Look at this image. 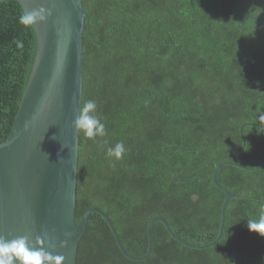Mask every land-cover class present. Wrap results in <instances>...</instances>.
Segmentation results:
<instances>
[{
	"label": "trees",
	"instance_id": "trees-1",
	"mask_svg": "<svg viewBox=\"0 0 264 264\" xmlns=\"http://www.w3.org/2000/svg\"><path fill=\"white\" fill-rule=\"evenodd\" d=\"M82 104L95 100L106 135L79 132L76 223L90 208L112 220L126 251L148 250V225L167 220L194 245L153 226V252L131 261L92 213L76 264H264V0H82ZM17 0L0 3V143L12 130L34 65L37 36ZM22 44L21 46H18ZM257 124L259 126H255ZM243 133L245 146L240 128ZM122 142L120 159L107 151ZM240 153V156H239ZM231 163V164H229Z\"/></svg>",
	"mask_w": 264,
	"mask_h": 264
},
{
	"label": "water",
	"instance_id": "water-1",
	"mask_svg": "<svg viewBox=\"0 0 264 264\" xmlns=\"http://www.w3.org/2000/svg\"><path fill=\"white\" fill-rule=\"evenodd\" d=\"M17 1L23 11L44 7L47 18L33 27L37 36L34 65L10 135L0 143V238L11 241L26 237L30 248L63 256L62 264H76L88 218L98 213L107 222L121 253L131 261H144L151 256L152 230L157 222L187 248L203 250L215 246L224 234L226 213L233 198L218 182L223 163L218 164L213 175L225 200L219 233L211 243L186 242L174 233L166 219L156 217L148 225L147 253L135 257L126 251L112 220L102 210L90 208L76 223L79 132L75 120L82 105L83 31L88 14L82 0ZM243 128L244 125L240 133L244 148Z\"/></svg>",
	"mask_w": 264,
	"mask_h": 264
},
{
	"label": "clouds",
	"instance_id": "clouds-1",
	"mask_svg": "<svg viewBox=\"0 0 264 264\" xmlns=\"http://www.w3.org/2000/svg\"><path fill=\"white\" fill-rule=\"evenodd\" d=\"M46 12L47 9L44 7L34 8L30 12L24 9L19 22L25 27H35L37 23L46 21ZM18 46L22 47V44ZM96 111V101L90 99L81 105L79 115L75 120L78 132H82L89 139L106 135L105 125L96 115ZM257 120L264 125V114L259 115ZM124 152V144L120 142L114 148H109L107 155L120 159ZM248 228L264 236V214H261L258 219L248 220ZM64 260L63 256H54L44 250L30 248L26 237L11 241L0 238V264H62Z\"/></svg>",
	"mask_w": 264,
	"mask_h": 264
}]
</instances>
